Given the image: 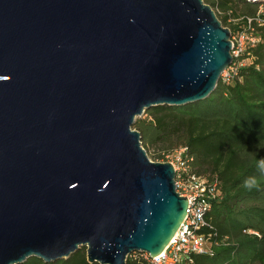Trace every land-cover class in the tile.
<instances>
[{
	"label": "water",
	"instance_id": "obj_1",
	"mask_svg": "<svg viewBox=\"0 0 264 264\" xmlns=\"http://www.w3.org/2000/svg\"><path fill=\"white\" fill-rule=\"evenodd\" d=\"M231 39L205 0H0V264L161 253L189 203L133 125L208 98Z\"/></svg>",
	"mask_w": 264,
	"mask_h": 264
},
{
	"label": "trees",
	"instance_id": "obj_2",
	"mask_svg": "<svg viewBox=\"0 0 264 264\" xmlns=\"http://www.w3.org/2000/svg\"><path fill=\"white\" fill-rule=\"evenodd\" d=\"M224 26L240 25L230 18L254 17L264 2L205 0ZM255 22L261 41L244 55L249 65L231 82L221 80L206 99L185 105H158L138 117L133 125L142 134L144 147H159L164 156L186 148L184 158L199 174L219 180L221 195L207 214L210 227L203 232L220 241L213 254H192L191 264H264V174L257 165L264 158V14ZM255 176L259 187L248 190L244 181ZM21 264L90 263L86 247L70 257L46 262L31 257ZM127 264H152L134 253Z\"/></svg>",
	"mask_w": 264,
	"mask_h": 264
},
{
	"label": "built area",
	"instance_id": "obj_3",
	"mask_svg": "<svg viewBox=\"0 0 264 264\" xmlns=\"http://www.w3.org/2000/svg\"><path fill=\"white\" fill-rule=\"evenodd\" d=\"M213 9L216 13H221ZM262 14H264V3L254 17L230 18V23L239 24L241 21H246L235 31L232 30V26H225L232 32L233 61L221 75V80L224 82L231 83L239 75L240 69L249 65V59L244 55L261 41V37L255 34V22L262 24ZM185 151L186 148L176 149L173 151L176 156H171V162L177 171V191L182 196H186L189 203L184 221L173 240L161 253L151 257L148 252H134L142 253L152 264H191L188 259L192 254H213L215 245L220 244L219 240H211L213 233L207 235L203 232L204 228L210 227L207 214L212 208V201L221 195L220 182L217 178L212 181L208 175L199 174L191 168L184 158Z\"/></svg>",
	"mask_w": 264,
	"mask_h": 264
},
{
	"label": "rangeland",
	"instance_id": "obj_4",
	"mask_svg": "<svg viewBox=\"0 0 264 264\" xmlns=\"http://www.w3.org/2000/svg\"><path fill=\"white\" fill-rule=\"evenodd\" d=\"M149 156L153 161H158V162H166V161H172L171 156H176V153L171 151L166 153L164 156H160V153H163L162 150L159 147L156 146H150L149 147ZM170 156V157H168Z\"/></svg>",
	"mask_w": 264,
	"mask_h": 264
},
{
	"label": "clouds",
	"instance_id": "obj_5",
	"mask_svg": "<svg viewBox=\"0 0 264 264\" xmlns=\"http://www.w3.org/2000/svg\"><path fill=\"white\" fill-rule=\"evenodd\" d=\"M259 171L264 174V158H261L257 165ZM244 187L252 190L259 187V181L255 176L249 177L244 181Z\"/></svg>",
	"mask_w": 264,
	"mask_h": 264
},
{
	"label": "bare ground",
	"instance_id": "obj_6",
	"mask_svg": "<svg viewBox=\"0 0 264 264\" xmlns=\"http://www.w3.org/2000/svg\"><path fill=\"white\" fill-rule=\"evenodd\" d=\"M173 238H174V237H173ZM172 240H173V239H172ZM172 240H171V241H172Z\"/></svg>",
	"mask_w": 264,
	"mask_h": 264
}]
</instances>
